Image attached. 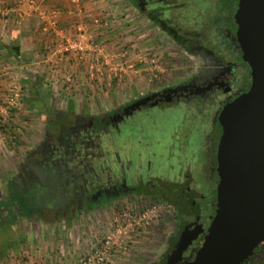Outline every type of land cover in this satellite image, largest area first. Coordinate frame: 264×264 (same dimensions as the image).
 <instances>
[{"label": "rangeland", "instance_id": "rangeland-1", "mask_svg": "<svg viewBox=\"0 0 264 264\" xmlns=\"http://www.w3.org/2000/svg\"><path fill=\"white\" fill-rule=\"evenodd\" d=\"M108 1L110 6L105 11V18L96 22L100 33L93 35L86 28L88 36L103 46V54L88 53L85 59L72 61L62 56L58 67L50 60L40 68L27 70V78L7 90V98L0 108V130L3 129L5 134L0 138V201L9 197L10 187L15 186L12 181L21 178L23 165L40 147L51 116L67 111L78 113L82 109L93 113L105 111L141 93L191 77L197 71L201 62L198 55L188 47L184 49L146 15L140 14L131 0ZM224 2L167 0L158 5L174 32L185 37L197 36L209 49L222 53L226 42L220 30L226 19L219 13ZM82 61L84 65L80 67ZM70 65L74 68L69 69ZM51 66L61 68L63 72H54ZM28 78L31 80L24 83ZM34 79L36 85H33ZM10 99L15 100L14 106L9 103ZM28 99H33L35 106H31ZM153 112L151 120L144 121L148 134L166 145L173 144L178 138L185 139L188 145L184 152L176 151L169 156L166 145L163 151L161 145L152 170L154 176L166 181L179 177L189 185L191 179L200 176L195 162L203 160L200 150L207 120L204 115L183 106L165 111L154 109ZM20 208L19 213L16 211L4 217L0 211V227L4 228L1 233L6 235L5 238L20 240L27 233H35L40 218L44 216L48 220L46 225L57 229L58 241L65 247V257L67 254L69 259L66 257L63 264L74 262L73 250L79 258L88 254L119 223L127 222V218L133 223L129 228L128 250L121 257H114L112 264H150L163 255L167 238L173 230L174 213L172 210L167 212L158 200H126L118 206L98 208L95 214L82 213L63 222L56 215L24 214V207ZM30 208L28 206V211ZM66 231L71 232L67 240L62 238ZM69 249H73L71 253Z\"/></svg>", "mask_w": 264, "mask_h": 264}, {"label": "flooded vegetation", "instance_id": "flooded-vegetation-1", "mask_svg": "<svg viewBox=\"0 0 264 264\" xmlns=\"http://www.w3.org/2000/svg\"><path fill=\"white\" fill-rule=\"evenodd\" d=\"M131 1L140 14L198 55L201 62L197 71L105 111L82 109L51 116L43 142L23 165L21 206L24 214L69 218L95 214L98 208L118 206L126 200H158L167 212L173 211V230L163 255L150 264H186L195 258L216 213L220 180L217 148L222 133L219 111L251 85V69L236 37L234 15L239 0L221 4L219 15L226 19L220 30L226 42L222 53L209 49L197 36H175L166 30L162 24L167 22L158 3L167 0ZM180 106L204 115L208 123L200 150L203 160H195L200 176L191 179L189 185L179 177L166 181L154 176V162L160 146L163 151L166 144L148 134L144 123L151 120L154 109L165 111ZM187 146L185 139L178 138L173 144L167 143L165 150L169 156L184 152ZM242 264H264V240Z\"/></svg>", "mask_w": 264, "mask_h": 264}, {"label": "water", "instance_id": "water-1", "mask_svg": "<svg viewBox=\"0 0 264 264\" xmlns=\"http://www.w3.org/2000/svg\"><path fill=\"white\" fill-rule=\"evenodd\" d=\"M234 17L251 85L219 111L216 213L186 264H242L264 240V0H239Z\"/></svg>", "mask_w": 264, "mask_h": 264}, {"label": "crops", "instance_id": "crops-1", "mask_svg": "<svg viewBox=\"0 0 264 264\" xmlns=\"http://www.w3.org/2000/svg\"><path fill=\"white\" fill-rule=\"evenodd\" d=\"M19 1L0 0V108L7 98V90L27 78V70L40 68L50 60L57 67L60 64L63 54L55 50L58 36L52 29L44 28L45 13H57L61 35L74 33L78 22H83L87 31L96 35L100 33L96 22L105 16L110 6L108 0H36L38 6L33 9L26 0ZM74 58L71 61L77 59ZM74 65L68 68L72 69ZM83 65L82 61L80 67ZM51 68L54 72H63L61 68ZM2 135L5 136L3 129L0 138ZM40 219L35 233H27L20 240L5 238L6 235L1 233L4 228H0V264H63L68 255L65 257V247L59 242L57 229L46 225L48 220L44 216ZM58 219L63 222L67 218ZM65 234L62 238L71 237L70 231ZM73 251L71 256L76 261L79 254Z\"/></svg>", "mask_w": 264, "mask_h": 264}, {"label": "built area", "instance_id": "built-area-1", "mask_svg": "<svg viewBox=\"0 0 264 264\" xmlns=\"http://www.w3.org/2000/svg\"><path fill=\"white\" fill-rule=\"evenodd\" d=\"M26 2L33 9L37 8L38 6L36 0H26ZM43 17L44 28L52 29L53 32H56L55 34L58 36L57 39L59 40V42L55 50L58 51L57 53L63 54L62 56L66 60H71L72 57L82 59L88 53L90 55L96 53V56L97 53L103 54V46L95 43L92 40V36H88L86 27L83 22L76 23L74 33H72L71 35L68 34L69 36H66L61 35L59 29V20L56 12L45 13ZM98 58L99 57H97L96 60H98ZM104 60L105 63H108L107 59L104 58ZM97 69L100 70L99 67ZM9 103L13 106L16 104L14 99H10ZM133 219L135 220V218ZM132 224L133 223L129 218H127V222L125 220V222L119 223L117 227L111 230L107 235H105L88 252V254L84 255L71 264H112L114 257H121L127 252L129 246L128 238L130 236L129 228L130 226H132Z\"/></svg>", "mask_w": 264, "mask_h": 264}, {"label": "trees", "instance_id": "trees-1", "mask_svg": "<svg viewBox=\"0 0 264 264\" xmlns=\"http://www.w3.org/2000/svg\"><path fill=\"white\" fill-rule=\"evenodd\" d=\"M162 25L165 26L166 30H168L170 33L175 34V36H176V34L178 35V33L177 32H174V30H172L168 26V24H166L165 22H163ZM30 80L31 79L28 78L27 80H24L23 82L24 83L25 82H29ZM36 84H37V80L34 79L33 80V85H36ZM29 94L31 95V92ZM29 101H30L31 106H35V104L32 103L33 99H28V102ZM21 178H22V176H21ZM21 178L14 179L12 181L13 183H15V186H11L10 187L9 197L7 199H5V198L4 199H1V201H0V211H1L2 214H4L3 217L6 214H10L11 212L14 214V212H16L17 210L13 212V209H16V208L19 209L17 211L18 213L21 211V208L20 207H22L21 206L22 205V201H23V197L22 196L24 194L23 191H22V189H21V187H20V185H22V184L24 185V183H23L24 180H23V178L22 179ZM20 182L22 184H20ZM3 217H1V218H3ZM4 224L6 225L7 223H4ZM0 226H1V223H0ZM2 227H0V228H2Z\"/></svg>", "mask_w": 264, "mask_h": 264}]
</instances>
